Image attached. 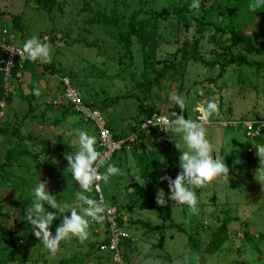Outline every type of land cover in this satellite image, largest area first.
<instances>
[{
  "label": "rangeland",
  "instance_id": "374dc122",
  "mask_svg": "<svg viewBox=\"0 0 264 264\" xmlns=\"http://www.w3.org/2000/svg\"><path fill=\"white\" fill-rule=\"evenodd\" d=\"M58 1L59 4L48 12L46 7L37 5L35 0H0V31L7 29L14 41L21 47L23 42L32 36H36L49 45V61L39 62V64L38 61L35 64L29 61V67H27L29 71H25V75L28 74L22 77V80L31 78L29 72L33 74L35 70L40 75V79L43 76L46 79L50 77L48 80L50 93L43 94L45 102L49 99V95L51 97L53 88L58 93L61 90L57 76L50 71L53 67L67 74L72 72L76 75L80 82L77 85L79 89L82 91L84 87L85 93L92 89L90 93L94 94V99L99 103L107 96L114 98L117 95L126 94L114 105L111 112H114L116 131L125 133L129 130L131 138H134V133L138 130L135 124L144 118L150 106L151 110L154 109L157 112L172 113L175 105L168 103L170 94L179 95L184 99L185 109L182 114L186 119L197 120L200 115L197 109L204 107L208 100H214L217 103V112L209 116L207 122L204 123V128L206 138L213 146V155L223 157L229 174L223 179L213 178L202 187L194 189L197 198L195 212L186 205L174 202L171 220L180 228L168 226L163 230L150 232L149 227L143 228L140 224L132 225L131 220L136 219L149 220L152 226L170 224V221L165 220L162 206H157L156 210H142L130 205L133 189L128 185L131 178L141 185L145 182V179L140 176V171H137L138 163L132 153L128 154V159H124L125 152L118 150L111 161L115 166L119 158L124 159L123 166L131 169L129 173L127 169L120 168L119 175L109 176L107 182L103 179L100 182L105 201H115L121 207L120 212L124 218L121 228L124 233L132 231L133 236L131 237L135 241L136 252L140 251L139 256L136 252L135 255H131V264H200L202 252L210 242L212 233L223 224L227 226V239L223 241L215 254L208 257L206 264H264V168H260L259 158L255 151V145L264 144L256 141V137L253 136L255 130L248 135L246 129L248 125L258 120L264 124V67H259L256 63L253 66L232 64L221 69L218 64L213 68L201 64L202 59L216 60L217 56L222 53L223 47L231 44L232 33L226 32L220 40L221 44L215 45L220 42L212 40L215 31L212 28L198 35L196 33L198 25L193 18L186 26L175 10L189 6L191 0ZM201 4L202 6L196 9L190 8L195 18L201 17L203 20L213 21L221 12V23L224 25L226 12H223L222 8L225 7L232 13L231 23L234 29L250 35L258 48L264 45V8L254 10L259 16L256 18L255 15H251L243 0H238L237 4L230 0H201ZM140 8L143 12H147L146 15H141L142 19L150 18L149 15L151 18L156 17L157 33L160 34L159 49L162 52V55L158 56L157 64L162 66V60L167 57L172 58L174 54H177L178 59L183 58L188 63L185 76L182 71L179 73L170 71L161 80L160 86L153 87L149 92L151 101L146 102L142 100L140 102L139 99L144 96L142 83L146 79L154 78L156 74L154 71L146 72L142 63L146 48L142 49L141 42L133 36L131 38L133 57H131L134 62L126 60L131 62L133 67L125 66L121 75L115 74L117 68L121 66L118 59L123 52L119 47H122L113 36L105 32L102 24L91 22L92 17L96 16L99 11L110 15L117 10L120 16L125 15L126 17L130 16L133 10ZM12 14L20 17L23 30H18L10 17ZM150 23L153 21L151 20ZM216 38L221 37L216 35ZM148 44L149 42L145 44L146 47ZM245 44L239 43L235 46L234 54H244L252 61L262 63L264 51L261 54L247 53ZM212 54L213 57H211ZM192 55H195L197 59H192ZM46 65L50 69H46ZM94 65L98 66L94 67ZM83 80L86 84L82 82ZM13 82L16 84L12 86L15 90L14 96L12 95V100L9 96L8 102L4 103V109L6 108V113L10 115L3 118L2 126L9 129L0 137V164L5 161V150L12 145L13 140L10 134L11 127L16 122V115L20 118L28 110V104L21 98L18 86L20 91L28 93L29 80L27 82L14 80ZM20 83L22 85H18ZM85 93L83 92L84 97L87 94ZM131 93L134 94L133 98L128 97ZM41 105L44 108L42 111L49 114V124L40 125L28 117L19 127L23 135L32 133L37 136L41 131L40 142H37V146L31 143L34 147L32 153L42 149L44 143L45 147L50 148V138L54 142L50 134L64 132L69 135L72 132L71 129L50 131V122L54 117L53 109L50 104L47 108L45 104ZM178 110L182 111L179 108ZM104 115L108 123L112 122L113 117ZM72 116L77 120L80 119L72 114H68L66 118L69 119ZM232 122H234L233 125H231ZM89 128L93 131L91 126ZM84 130L90 134L87 127ZM144 139L143 144L147 142L146 147H142L141 144L133 147L139 154L146 151L147 154L156 157L153 163L157 164L150 166L151 172L159 181L163 175L174 179L180 171V151L187 150L179 135L174 136L173 139L170 131L164 133L162 130L152 129ZM75 141L76 138L70 143L76 146ZM71 147L74 146L71 145ZM63 153L68 154V152L59 150L51 158L50 155L41 154L37 160L32 156H24L19 162H13L12 166L0 170V261L6 251L9 233L14 230L15 224L27 221L26 209L32 206L33 188L38 180L46 183V188L58 203L66 207L75 206L76 192L81 191L78 183L74 181V184H70L72 186L64 189L65 185L61 184V170H66H63L62 162L60 163L61 170L54 169L60 165ZM165 157L172 160L171 166L170 162H166ZM50 159L55 161L52 167ZM21 165L29 167V171L26 173L20 167ZM132 169L134 172H131ZM56 171H60L61 174L58 175ZM22 176L29 177L28 182L31 189L27 192L20 191L10 182L13 178L20 179ZM84 195L92 199L95 197L93 189ZM20 197L22 201L18 202ZM45 207L49 211H55L47 205ZM64 215L68 213L65 212ZM61 219L62 217H58L54 220L61 221ZM50 227V233L54 234L55 227ZM88 232V238L82 242L75 237L60 241L55 254H50L39 238L33 234L29 235L32 239L20 251V256L25 260L23 264H74L75 262L77 264H117L111 252L98 250L106 236L104 226L101 223L90 224ZM19 234L22 240H25L24 230H19ZM161 234L165 236L163 247L157 246ZM147 253H152L153 256L144 258ZM166 254L172 257L171 262L166 258ZM74 259L78 260L74 262ZM8 264L18 263L9 262Z\"/></svg>",
  "mask_w": 264,
  "mask_h": 264
},
{
  "label": "trees",
  "instance_id": "16d2710c",
  "mask_svg": "<svg viewBox=\"0 0 264 264\" xmlns=\"http://www.w3.org/2000/svg\"><path fill=\"white\" fill-rule=\"evenodd\" d=\"M232 1L234 4H237L238 0H230ZM246 5L249 3V0H243ZM59 1L58 0H35V3L37 5H42L44 7H46L47 11H51L54 6L58 5ZM243 3V2H242ZM123 5V4H122ZM202 6V4H201ZM238 6V5H237ZM223 12L225 11L226 14L224 16V19L226 21V23L223 25L221 23V12H219V16L214 19L213 21L208 20V19H202L200 18H195L194 15L192 14V11L190 9L189 6H185L182 8H178L175 10V13H177L178 16H181L182 19L184 20V24L187 26L188 25V21H190L191 18L195 19V21L197 22L198 28L196 29V33L198 35H202L204 34V32L206 30L209 29H213L215 30L213 35H212V40H215L218 42H220V40L222 39L223 35L226 34V32H231L232 36L230 37V41L231 44L228 46H224L222 49V53L219 54L217 56V59L214 60L212 59V61H207L206 59H202L201 60V64L206 65L207 67L213 68L214 66H216L217 64L220 65V68H224L226 66L232 65V64H238V65H247V66H253L254 63L257 64V66L259 67H264V61L262 63L260 62H255L252 61L251 59L247 58L244 54H234L233 49L235 48V46H237L239 43L245 44L247 43V47H246V52L247 53H257V54H261L264 50V45L261 48H258L255 44V41L253 40V38L250 35H246L240 31H237L236 29H234L232 23H231V18L232 17V13L231 11H228L225 9V7L222 8ZM147 12H143V9H137V10H133V12L131 13L130 16H126L119 15V12H117V10H114L110 15H107L105 13H102L101 11H99L97 13L96 16L92 17L91 22L93 23H98V24H102V26L105 29V32L111 36L114 37V39L121 45L122 48L119 47V49L123 52L121 53L120 58L118 59L119 62H121V66L119 68H117V71L115 72V74L121 75V71L125 68V66L128 67H133V64L126 60H131L132 62L133 59V49H132V37L135 36L142 44V49L146 48V53H143L142 56V63L144 65V68L146 70V72L150 73L152 71H154L155 77L148 80L146 79L142 84H143V91H144V96L140 99V102L142 100V102L148 100L151 101V99L149 98V92H151V90L153 89V87L155 86H160V82L161 80L170 72L172 71V73H179V71H182L183 76H185V69L187 67V61L183 58L178 59L177 54H174L172 58H165L162 60V66H159L157 63L158 61V56L162 55V52L160 51L159 47H160V40H159V35L157 33V23H156V17L155 18H150L148 19H142L143 15H146ZM142 15V16H141ZM160 16V14H158ZM252 16H256L259 17L256 13V11L251 12ZM10 17L12 18V20L14 21V24L16 25V27L18 28V30H23V27L20 23V17H18L17 15H10ZM153 21V23H150V21ZM216 35H219L221 38H216ZM149 40V41H148ZM149 42V44L146 47V43ZM197 43V42H195ZM144 44V45H143ZM220 43L215 44V45H220ZM218 47V46H217ZM216 49V48H215ZM184 53V52H183ZM189 55H191V53H189ZM132 56V57H131ZM184 56V54H183ZM214 55L212 54L211 57H213ZM216 56V55H215ZM196 56L192 55V59H195ZM197 59V58H196ZM32 62V61H30ZM29 60H26L25 65L23 70L26 68L27 65H29ZM35 62V61H33ZM260 63V64H259ZM98 65H94V67H97ZM46 69H50L47 65L45 66ZM119 69H121L120 71H118ZM22 70V71H23ZM18 71V67H15L13 69V76H15V74ZM52 73H54V75L57 76L58 82L60 83V92L55 95L53 101L50 102H46L45 106L46 108L49 107V104L51 106V109H53L54 112V117L53 120H51V124L53 126V124L55 126H59L62 122V120L65 119V117L68 114H72L74 116H78L80 119L78 120L79 124L81 125H86V127L92 131L89 126H91L93 128V135L96 136V148L97 150L102 154L103 152V148L99 145V139H98V129L96 128V126L93 124L92 121H86L83 119V116L81 115V113L76 112L71 103H58L54 104V101L59 99L60 95L62 94L65 90L64 87V78L65 77H69L72 81V84L74 86H76L78 89L79 87L77 86L80 82L77 80L76 75H73L72 72H70L69 74H67V72H64L62 70H58L56 68H51L50 70ZM145 72V74H146ZM148 73L146 75H148ZM181 73V72H180ZM171 74V73H170ZM72 76V77H71ZM220 76V75H219ZM21 77V76H20ZM145 78V76H143ZM73 78V79H72ZM15 79V78H14ZM22 78H18V81H21ZM16 80V79H15ZM40 81V75L38 73H33L32 74V79L28 84V88H29V92L25 93L23 90L20 91L19 86H18V91L19 94L21 96V98L23 100H25L28 104V110L26 111V113L24 115H21V117L19 118L18 115H16V122L13 123L12 125V130H11V134L10 137H12V145L5 150L4 153V158L5 161L4 163L0 164V170H4L6 167L8 166H12L13 162H19L21 158H23L24 156H32L35 160L39 159L41 154H47L48 156L50 155V158L53 157V155L55 154V152L61 150L64 152H68L70 153L72 147L68 146L66 144L63 143V135L60 133H52L50 134V137L53 136L54 138V142L53 140L50 138V148L49 147H45V143H44V147L42 149H39L38 152L36 153H32V148H34L32 146L31 143H33L34 146H37V142H40V138L39 135L40 133L36 136L32 133L28 134V135H23L20 130L19 127L23 124V120H25L26 118L30 117L29 119L34 121V122H38L40 125H45L47 124L48 120H49V114L46 111H42L41 113H36V108L37 106L33 104V102L35 100H37V98L39 96H43V94H41L38 91V83ZM84 84H86V82L83 80L82 81ZM4 84L5 81L3 80V75L2 72H0V137H2V135H4L5 131H7L9 128L2 126L3 125V118L4 116H9L10 113H6V108L4 109V107H2L1 102L7 101L9 99V96L11 97L13 93H9L7 96H5L4 93ZM12 86H15L16 84L12 81L11 83ZM21 85V84H18ZM90 85V84H89ZM91 87V86H90ZM80 90V89H79ZM92 91V89H90V91L86 94L85 93V88L83 87L82 91L80 90L81 94H82V99L84 101L85 105L97 108L101 111V113L103 114V116L105 117L104 114H107L111 117H113L112 122H107V127L110 129V131L112 132L113 136L117 139H119L120 137H128L130 135V131L128 130L125 133H119L118 131H116V126H115V118H114V112H111V110L113 109L114 105L118 103V101L121 98H124V96H126V94L124 95H117L114 98H112L111 96H107L106 99H104L101 103L97 102V100L94 99V94L90 93ZM39 94H36V93ZM83 92L86 94V97H84L85 95L83 94ZM128 97L133 98L134 94L131 93V95ZM138 99V97H137ZM144 106V105H143ZM145 107V106H144ZM35 110V111H34ZM57 112H59V116H57ZM157 112V110L155 111L154 109L151 110V106L148 108V112L146 114H144V118L142 120H144L147 116H149L152 113ZM172 113L169 112L170 117L174 118L175 113L177 115L181 114V111L178 110V108L175 106L174 109H172L171 111ZM184 116V115H183ZM51 119V118H50ZM186 119V118H185ZM141 120V121H142ZM259 121V120H258ZM6 124V123H5ZM233 125V124H231ZM256 125V123H255ZM51 127V125H50ZM136 128V127H135ZM154 130V129H153ZM145 135H147L145 132H141L136 136V139L133 141H127L124 145V147L121 149L123 150V152H125V154H127V151L129 150V152L132 153L133 157L137 160L138 163V169L137 171H140V176L143 177L145 179V182L141 185L139 184L136 180H132L131 178V182L128 185L129 187H132V192H131V200H130V205L138 207L139 209L142 210H156V208H158L157 206H161L158 205L156 203L155 197L156 194L158 195V192L163 191L164 195H165V204L162 205V211L164 212V218L165 220L170 221V224H155V225H151L148 221H144V220H140V219H136V220H131L132 225L134 224H140L143 228H147L150 230V232H154L156 230H163L168 226H177L178 228H180L177 224L173 223L171 220V214H172V206L174 204V201L168 198V194H169V188L166 182H161L157 179L156 175L153 174L150 170V166L155 165L157 163H153L156 157H152L150 154H147L146 151L145 153L139 154L133 146L139 145L141 144L142 147H146V143L143 144L145 141ZM256 141L260 144H264V125L263 128L260 132V135L256 136ZM53 143H55L54 145H52ZM116 153L113 155V157L107 161L104 162L103 165H101L100 171L101 172H105L106 166L108 164H112V160L115 158ZM166 158V162H170V166H171V161L170 158L165 157ZM125 159V158H124ZM119 158V162L115 165L116 167H118L119 169H127V172L130 170L128 168H125L123 166V160ZM52 162L53 160L50 159V163H51V167H52ZM96 163V162H94ZM176 165V164H175ZM175 165L173 166V168L175 167ZM60 165H57L56 168H54L55 170H61L60 169ZM21 168L24 169V171L27 173L29 171V167H27L26 165H21ZM62 167V166H61ZM58 175H60V171H56ZM62 174L64 176V171H62ZM69 175V174H66ZM62 176V179H64ZM7 179H10L9 177H6ZM28 178L27 176H22L20 177V179H16L13 178L11 182L12 185H14L17 189H19L20 191L23 192H27L31 189V186H29V182H28ZM70 179V178H69ZM95 197L93 199H96L99 201L98 198V194L94 189V186L92 187ZM22 201V197H20L18 199V202ZM106 203L108 205H115L116 202H107ZM116 207H118L119 210H121V207L119 205H115ZM61 221L59 220H54L53 224L51 226L56 227ZM95 223V222H94ZM91 223V224H94ZM119 223L122 226L123 225V217H119ZM97 224V223H96ZM102 226H104V233H106V236L104 238V240L102 242L107 241V228H108V224L106 222V220H104L102 223ZM19 230H24V239L22 240L21 235L19 234ZM32 229H31V225L28 223V221H26L25 223H16L14 230L12 232L9 233V239L7 240V245H6V251L3 255V257L1 258L0 264H8L9 262L12 263H25V260L23 259V257L20 256V251L23 247H25L28 242H30V240L32 239L31 237H29V235H32ZM29 237V238H28ZM227 239V226L225 224H223L222 226L219 227L218 230L214 231L212 233V237L210 242L206 245V248L203 250L202 252V256H201V261L200 264H206L208 257L212 256L213 254H215L220 246L222 245L223 241H225ZM133 239L128 237V238H124L123 239V243L120 245L121 247V253L124 257V259L126 260L127 264H131V255H135V252L137 251L136 249V245H135V241H132ZM164 241H165V236L163 234H161L159 242L157 244V246L159 247H163L164 245ZM97 246V244H96ZM98 248V246H97ZM99 250V248H98ZM153 256L152 253H149ZM162 256V255H159ZM166 258H168V260L171 262L172 261V257L169 254H166ZM59 263V262H58Z\"/></svg>",
  "mask_w": 264,
  "mask_h": 264
},
{
  "label": "clouds",
  "instance_id": "9594fccd",
  "mask_svg": "<svg viewBox=\"0 0 264 264\" xmlns=\"http://www.w3.org/2000/svg\"><path fill=\"white\" fill-rule=\"evenodd\" d=\"M200 6L201 0H191L189 5L191 9ZM247 8L250 12L264 8V0H249ZM22 53L29 61L46 63L50 59L48 43L42 42L36 36L23 42ZM168 103L174 104L182 110L181 114L175 113L171 120L167 117H160L155 124L151 120L148 123L159 126L164 133L170 131L173 134V139L174 136L179 135L187 150L180 151V171L175 178L163 175L159 179L167 182L169 199L177 204L186 205L195 212L197 198L194 189L202 187L213 178L223 179L229 174L223 157L213 155V146L206 138L204 128V123L207 122L209 116L217 112V103L214 100H208L204 107L198 108L200 115L197 120L184 118L182 113L185 109V101L181 96L170 94ZM139 123L135 125L138 126ZM75 142L78 145V150L74 155L65 157L68 163L67 170L70 171L71 178L78 183L81 190L76 192L75 206L66 207L58 203L57 199L49 193L46 183L38 180L33 188L32 206L30 209H26L27 221L31 225L32 234L41 240L50 254H55L59 242L65 238L75 237L81 242L85 241L89 236L90 224L92 222L99 224L106 219L105 205L96 199L89 198L84 193L90 192L97 181L103 179L107 182L109 176L120 174V169L113 164H108L103 174L98 173L94 162H98L101 153L95 146L96 137L94 135L79 130ZM255 151L259 158L260 168H264V145H255ZM155 200L158 205H164V193L158 192ZM45 205L55 211H49ZM65 212L68 215H64ZM58 217H62L61 222L55 227L54 234H52L49 228L54 219Z\"/></svg>",
  "mask_w": 264,
  "mask_h": 264
},
{
  "label": "built area",
  "instance_id": "2783aa9c",
  "mask_svg": "<svg viewBox=\"0 0 264 264\" xmlns=\"http://www.w3.org/2000/svg\"><path fill=\"white\" fill-rule=\"evenodd\" d=\"M26 60L28 59L22 53V47L14 41L13 36L8 33L7 29H2L0 31V72H2L3 80L5 81L3 87L5 96H7L10 92H14L11 83L21 76ZM15 67H18V71L15 76H13L12 72ZM63 84L65 90L62 94H60L59 99L54 101V104H57V102L64 104L71 103L73 109L76 112L81 113L84 120L92 121L96 126L99 133V145L103 148V152L95 165L98 173L101 174V165H103L105 161L111 159L118 150H121L127 141L135 140L136 136L141 132L148 134L152 129L161 130L159 126L153 125L160 117H167L169 120L173 119L170 117L169 112L152 113L138 124V130L134 133V138H131L129 135L128 137H120L119 139H116L107 127L106 118L103 116L101 111L97 108L84 104L80 90L72 84L71 79L69 77H65ZM1 105L4 107V101L1 102ZM150 120L153 124L148 123ZM232 124H234V122H232ZM263 125L264 124L260 120L252 122V124L248 125V128H246L247 134L250 135V133L255 130L256 132L253 136H258L263 128ZM101 180L96 182L94 189L98 194L99 201L102 202L106 208L105 220L108 224V238L107 241L100 243L99 249L111 252L117 264H127L121 253L120 245L123 243L124 238H128L130 236L128 233H124L121 228L119 217H123V214L120 212L118 207L115 205H108L106 203L101 191Z\"/></svg>",
  "mask_w": 264,
  "mask_h": 264
},
{
  "label": "crops",
  "instance_id": "0c3cea01",
  "mask_svg": "<svg viewBox=\"0 0 264 264\" xmlns=\"http://www.w3.org/2000/svg\"><path fill=\"white\" fill-rule=\"evenodd\" d=\"M36 62V61H35ZM35 62H33L32 61V63L33 64H35ZM38 64H39V62H38ZM27 67H29L28 65L26 66V68L22 71V73H21V77H19V78H22L24 75H25V71H29L28 70V68ZM31 68H33V67H31ZM35 74L37 73V71L35 70V72H34ZM28 74V73H27ZM26 74V75H27ZM29 74H30V76H31V78H28V79H26V80H22L21 79V81H24V82H27L28 80H29V82L31 81V79H32V73L31 72H29ZM25 75V76H26ZM44 79L43 81L41 80V79ZM41 79H40V81H39V83H38V91L41 93V89H42V87L45 89H42V93L41 94H46V93H50V82L48 81L49 79H50V77H47V79L45 78V76H43ZM29 82H28V84H29ZM22 84H23V82H21ZM20 83V84H21ZM48 83V84H47ZM21 84V85H22ZM51 87L53 88V85H51ZM49 90V92H47ZM13 91H14V93H15V90L13 89ZM13 93V92H12ZM58 94V91H55V89L53 88V92H52V95H51V97H50V95H49V99L46 101V102H49L50 100H52L53 101V99L55 98L54 96L55 95H57ZM14 96V95H13ZM46 97V96H45ZM10 100H12V96H11V98H10ZM146 101H148V100H146ZM146 101H144V102H146ZM45 102V99H44V97L43 96H39L38 98H37V100H35L34 102H33V104L34 105H36L37 106V108H36V111H42L44 108H43V105H41V104H45L44 103ZM143 105V104H142ZM145 107H147V106H145ZM112 111V110H111ZM57 116H59V115H57ZM77 121V122H76ZM116 122V121H115ZM49 124V121L47 122V124L46 125H48ZM50 125H51V127H50V131H52L53 132V130H59V129H65V130H68V129H71L72 130V132L69 134V135H66L64 132H61L60 134H62L63 135V143L64 144H66V145H68V146H74V147H72V149H71V151H70V153H68V154H64V155H70L71 153L73 154V153H75L77 150H76V148L78 147V145L76 144V142H74L75 144H76V146L72 143H70V141H72L74 138H76V136H77V132L79 131V130H83V131H85L84 130V128L86 127V125H81V124H79V122H78V120L75 118V117H71V118H69V119H67L66 117H65V119L64 120H62V122H61V124L59 125V126H55L54 124H53V126H52V124L50 123ZM90 131V130H89ZM57 133H59V132H57ZM56 133V134H57ZM94 133H93V131H90V135H93ZM95 136V135H94ZM96 137V136H95ZM61 151V150H60ZM63 152V151H62ZM128 154H131V152H129V150L127 151V157H126V154H125V156H124V158L125 159H128ZM63 155V156H64ZM62 156V161H60L59 162V164L62 162V165L64 166L63 167V170H66V171H64V176H63V174H62V176H63V178L64 179H62V183L61 184H63V186L65 187L64 189H68V187L69 186H72V185H70L71 183L72 184H74L73 182H74V180L71 178V175H70V171L69 170H67V166H68V163H67V159L65 158V157H63ZM53 163V162H52ZM131 170V169H130ZM129 170V171H130ZM128 171V172H129ZM131 172H134V170L132 169V171ZM130 173V172H129ZM66 174H69V175H66ZM135 174V173H134ZM70 178V179H69ZM56 183V182H55ZM55 185V184H54ZM61 187V186H60ZM62 189H63V187H61ZM126 218V217H125ZM124 219V218H123ZM51 228V227H50ZM128 235L131 237V236H133V234H132V231L130 232V233H128ZM132 238V237H131ZM132 241H134V240H132ZM97 250V249H96ZM98 251V250H97ZM137 253V256H139L140 254V251H138V252H136ZM151 254H145V256H144V258H147L148 256H150ZM76 260H78V259H74V262L76 261ZM74 264H77L76 262L74 263Z\"/></svg>",
  "mask_w": 264,
  "mask_h": 264
}]
</instances>
